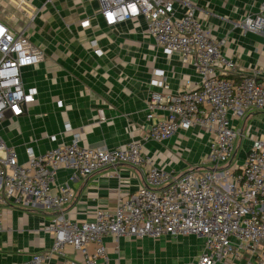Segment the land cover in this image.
<instances>
[{
  "label": "built area",
  "instance_id": "2783aa9c",
  "mask_svg": "<svg viewBox=\"0 0 264 264\" xmlns=\"http://www.w3.org/2000/svg\"><path fill=\"white\" fill-rule=\"evenodd\" d=\"M188 0H97L106 26L143 17L148 33L166 54L178 53L190 63L199 83L174 93L150 92L146 119L162 112L141 139L113 148L83 146L76 139L43 152L26 146V160L0 135V230L2 210L13 204L41 207L52 216L46 226L50 249L34 254L30 264L70 246L80 257L66 264H109L105 236L200 235L203 245L190 264H264V135L252 140L243 162L233 161L239 128L230 115H244L264 107V81L254 75L230 76L236 62L221 51L220 41L203 28L192 7L177 15L176 4ZM244 31H264V0L258 10L244 15ZM100 54L96 39L89 41ZM42 50L25 31H14L0 21V121L18 117L36 99L35 88L25 89L22 69L43 60ZM163 77V72L158 73ZM164 86L163 78L153 81ZM8 112V115L6 113ZM102 115V110L98 111ZM196 125L209 135V151L201 163L175 172L155 165L143 151L146 141L161 142L178 130ZM129 165L144 178L136 191L119 194L112 209L98 207L90 220L70 218L65 207L75 194L68 185L54 186L59 168L70 179L87 178L104 168ZM56 187V192L51 190Z\"/></svg>",
  "mask_w": 264,
  "mask_h": 264
},
{
  "label": "crops",
  "instance_id": "0c3cea01",
  "mask_svg": "<svg viewBox=\"0 0 264 264\" xmlns=\"http://www.w3.org/2000/svg\"><path fill=\"white\" fill-rule=\"evenodd\" d=\"M260 1L188 0L176 4V14L187 5L194 9L203 28L220 41L222 53L236 62L230 76L254 75L264 81V31L241 27L244 15L256 12ZM0 21L14 31L24 30L44 55L39 63L22 69L25 89L37 91L35 101L18 117L0 121V135L15 149L19 162L26 160V146L38 153L74 139L83 146L105 148L141 139L151 123L162 119V112L146 119L150 92L174 93L199 83L190 63L176 52L161 50L143 17L106 26L97 0H0ZM92 39L100 54L93 52ZM161 78L164 86L155 85L153 81ZM230 123L241 130L234 157L240 151L242 163L252 140L264 135V107L230 115ZM208 141L207 131L192 125L164 141L144 142L143 151L155 165L179 172L204 160ZM70 176L69 169L59 168L54 186L68 184L73 189L75 196L65 211L79 222L90 220L98 207L112 209L119 194L132 193L144 184L143 175L129 165L107 167L87 178ZM51 216L39 206L4 207L0 264H30L34 254L47 252L52 237L45 228ZM130 237L105 236L109 264H190L203 245V239L194 246L183 240L174 251L165 242L155 246ZM64 248L63 257L54 253L39 264H66L80 257L72 247ZM247 258L235 264H245Z\"/></svg>",
  "mask_w": 264,
  "mask_h": 264
},
{
  "label": "rangeland",
  "instance_id": "374dc122",
  "mask_svg": "<svg viewBox=\"0 0 264 264\" xmlns=\"http://www.w3.org/2000/svg\"><path fill=\"white\" fill-rule=\"evenodd\" d=\"M6 115H8V112L6 113ZM240 160V151L239 153H236V156L234 157V162H240L239 164H241ZM133 237V238H132ZM130 238L135 239V240H139V242H150V243H154V245L156 246L157 243H164L166 244L167 248L170 249H174V251H177L179 249L180 244L178 243L179 241H188L190 243V245L194 246L196 245V242L198 243V239H202V237L200 235H196V234H183V235H178V236H170V235H166V236H160V237H153L150 235H146L144 237H135V236H131ZM164 244V245H165Z\"/></svg>",
  "mask_w": 264,
  "mask_h": 264
}]
</instances>
